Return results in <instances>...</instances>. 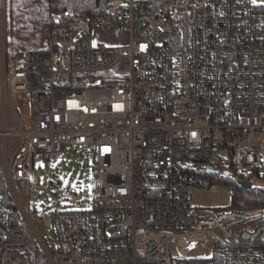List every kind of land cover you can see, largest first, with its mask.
I'll list each match as a JSON object with an SVG mask.
<instances>
[{
	"label": "built area",
	"instance_id": "built-area-1",
	"mask_svg": "<svg viewBox=\"0 0 264 264\" xmlns=\"http://www.w3.org/2000/svg\"><path fill=\"white\" fill-rule=\"evenodd\" d=\"M108 4L55 14L40 48L14 52L0 0V264H38L36 249L46 264L194 263L207 248L205 262L264 264V207L191 195L224 176L264 186V0ZM117 28L124 44L95 42ZM68 145L95 160L97 197L53 212L50 244L25 208L31 157Z\"/></svg>",
	"mask_w": 264,
	"mask_h": 264
},
{
	"label": "rangeland",
	"instance_id": "rangeland-1",
	"mask_svg": "<svg viewBox=\"0 0 264 264\" xmlns=\"http://www.w3.org/2000/svg\"><path fill=\"white\" fill-rule=\"evenodd\" d=\"M12 6L14 11L12 13ZM16 1L8 0L6 10V30L8 47L14 52L27 46V36L22 28L13 29L12 14L17 10ZM21 15L26 16V9L22 7ZM36 33H33L34 35ZM95 42L108 45H122L129 35L124 29L97 30L93 34ZM42 40L38 45L31 44L27 48H40ZM70 55V52H68ZM69 64V63H68ZM114 71L120 77L128 75L129 64L126 60L122 61ZM15 128L12 123L10 126ZM29 173L28 199L25 208L30 220L39 232L50 244L56 242V233L52 225L53 212L59 209L82 210L88 209L95 202L97 189L93 184L96 180L97 165L95 160L80 147L66 146L64 150L50 159L44 153L36 152L31 157ZM56 166L53 167L52 165ZM254 186L264 185L260 179H253ZM90 186V187H89ZM192 204L203 207H227L232 202L233 188L231 185L215 183L208 188L193 187L191 189ZM31 240L36 244L34 231L27 226ZM172 255L180 259V255L174 246ZM214 255L212 248L198 250L192 253L187 259L201 260L194 263H172L165 264H214L205 262L204 259L212 258Z\"/></svg>",
	"mask_w": 264,
	"mask_h": 264
},
{
	"label": "trees",
	"instance_id": "trees-1",
	"mask_svg": "<svg viewBox=\"0 0 264 264\" xmlns=\"http://www.w3.org/2000/svg\"><path fill=\"white\" fill-rule=\"evenodd\" d=\"M13 1V0H10ZM16 1L17 12L12 14L13 29L19 27L24 30L27 36L25 50H33L31 44L38 45L42 40V33L54 27V15L63 10L70 9L76 15H95L105 11L108 7V0H14ZM22 7L26 9V16H22ZM14 7L12 6V13ZM33 33H36L32 35ZM53 157V156H52ZM50 159V158H48ZM218 183L231 185L233 188L232 202L230 206L235 209H247L264 207V186L245 188L233 177H220ZM0 192H6L4 178L0 172ZM38 264H46L40 250L36 249Z\"/></svg>",
	"mask_w": 264,
	"mask_h": 264
},
{
	"label": "water",
	"instance_id": "water-1",
	"mask_svg": "<svg viewBox=\"0 0 264 264\" xmlns=\"http://www.w3.org/2000/svg\"><path fill=\"white\" fill-rule=\"evenodd\" d=\"M207 171L210 172V173H213V174L219 172V170L211 169V168L207 169ZM239 183H240V185H242L245 188H248V189L252 188V183L251 182L240 181ZM93 186H94V188H96V180L94 181Z\"/></svg>",
	"mask_w": 264,
	"mask_h": 264
},
{
	"label": "snow or ice",
	"instance_id": "snow-or-ice-1",
	"mask_svg": "<svg viewBox=\"0 0 264 264\" xmlns=\"http://www.w3.org/2000/svg\"><path fill=\"white\" fill-rule=\"evenodd\" d=\"M255 2H256V0H253V3H255ZM193 135H195V133H193ZM105 151H107V149H105ZM52 166L55 167L56 165L53 164ZM89 187H90V186H89Z\"/></svg>",
	"mask_w": 264,
	"mask_h": 264
}]
</instances>
